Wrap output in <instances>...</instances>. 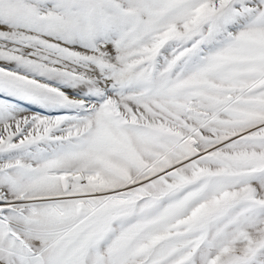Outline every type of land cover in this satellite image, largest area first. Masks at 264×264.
I'll return each mask as SVG.
<instances>
[{
	"label": "snow or ice",
	"instance_id": "obj_1",
	"mask_svg": "<svg viewBox=\"0 0 264 264\" xmlns=\"http://www.w3.org/2000/svg\"><path fill=\"white\" fill-rule=\"evenodd\" d=\"M0 264H264V0H0Z\"/></svg>",
	"mask_w": 264,
	"mask_h": 264
}]
</instances>
